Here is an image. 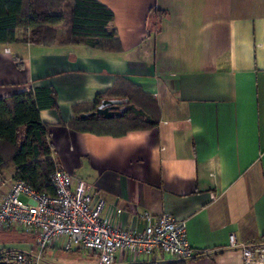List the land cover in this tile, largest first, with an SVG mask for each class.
<instances>
[{"label":"crops","instance_id":"crops-1","mask_svg":"<svg viewBox=\"0 0 264 264\" xmlns=\"http://www.w3.org/2000/svg\"><path fill=\"white\" fill-rule=\"evenodd\" d=\"M95 1L113 14L121 50L73 43L64 23L44 44L17 29L0 44V99L53 93L55 108L39 112L51 159L104 201V217L132 229L139 212L169 214L201 253L181 264H242L230 234L264 245V0ZM98 95L131 96L156 126L122 136L70 130ZM0 154L11 152L1 145ZM15 180L13 165L0 168V202ZM4 251L34 254V237L0 231Z\"/></svg>","mask_w":264,"mask_h":264},{"label":"built area","instance_id":"built-area-1","mask_svg":"<svg viewBox=\"0 0 264 264\" xmlns=\"http://www.w3.org/2000/svg\"><path fill=\"white\" fill-rule=\"evenodd\" d=\"M49 182L52 192H39L16 179L2 198L0 231L19 229L32 234L35 253L4 251L0 261L39 264L41 255L55 246L65 252L93 253L98 264L123 263L129 258L133 264L158 256L181 261L201 254L188 242L185 221L144 210L138 214L141 225L126 229L103 216L104 201L95 199L93 190L77 176L55 166ZM114 213L119 216L121 210ZM228 246L240 250L242 264H264V245L240 243L230 234Z\"/></svg>","mask_w":264,"mask_h":264},{"label":"trees","instance_id":"trees-1","mask_svg":"<svg viewBox=\"0 0 264 264\" xmlns=\"http://www.w3.org/2000/svg\"><path fill=\"white\" fill-rule=\"evenodd\" d=\"M67 1L0 0V44L14 41L17 29L30 34L28 39L24 36L25 41L34 44L49 43L54 36L51 27L66 22L73 43H85L92 48L109 52L121 50L115 31L110 28L113 19L110 10L95 0H70L67 18L63 9ZM104 96L96 97L91 112ZM118 97L129 100L128 110L120 119L104 120L89 116L86 120H81V114H78L70 122V130L122 136L129 131L156 126L149 115L135 106L131 96ZM55 105L53 93L48 89H37L0 99V146L7 147L11 152L8 160L3 159L0 154V168L13 165L15 178L25 181L39 192H52L49 178L55 168L48 139L49 126L41 122L39 112L55 108ZM98 126L118 130L102 132L93 129ZM163 264H181V261Z\"/></svg>","mask_w":264,"mask_h":264},{"label":"rangeland","instance_id":"rangeland-1","mask_svg":"<svg viewBox=\"0 0 264 264\" xmlns=\"http://www.w3.org/2000/svg\"><path fill=\"white\" fill-rule=\"evenodd\" d=\"M70 6H71L70 0H68L63 6L64 13L67 16V18L69 15ZM63 23L66 27L67 23L66 22H63ZM22 35L26 36L27 39L30 37V34L29 33L26 34L24 31ZM123 126H126V125H123ZM93 129H95L96 131H102V132H106V131L113 132L115 130H118V128L112 127L110 129L109 127H105V126L94 127ZM55 155L56 157H58L57 153H55ZM9 247H11L12 249L18 250V251L22 249L21 245H17V244L9 245ZM131 261L132 259L129 258L125 262L117 263V264H131ZM39 264H98V258L93 253H88L84 251L65 252L62 249H60L58 246H56V248L54 249L49 248L41 255Z\"/></svg>","mask_w":264,"mask_h":264},{"label":"water","instance_id":"water-1","mask_svg":"<svg viewBox=\"0 0 264 264\" xmlns=\"http://www.w3.org/2000/svg\"><path fill=\"white\" fill-rule=\"evenodd\" d=\"M128 100L104 99L90 114H81L80 119L86 120L89 116H97L104 120L120 119L128 110ZM0 264H13L0 261Z\"/></svg>","mask_w":264,"mask_h":264}]
</instances>
